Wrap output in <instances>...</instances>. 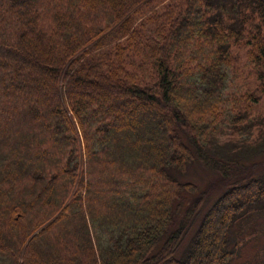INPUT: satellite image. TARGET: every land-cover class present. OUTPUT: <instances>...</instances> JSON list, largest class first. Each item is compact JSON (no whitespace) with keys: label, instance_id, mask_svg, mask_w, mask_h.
I'll return each mask as SVG.
<instances>
[{"label":"trees","instance_id":"trees-1","mask_svg":"<svg viewBox=\"0 0 264 264\" xmlns=\"http://www.w3.org/2000/svg\"><path fill=\"white\" fill-rule=\"evenodd\" d=\"M237 46L264 91V0H0V264H231L264 233ZM226 123L260 125L218 158Z\"/></svg>","mask_w":264,"mask_h":264},{"label":"rangeland","instance_id":"rangeland-1","mask_svg":"<svg viewBox=\"0 0 264 264\" xmlns=\"http://www.w3.org/2000/svg\"><path fill=\"white\" fill-rule=\"evenodd\" d=\"M234 50V65H235V83L242 87V89L245 90H252V93L259 98V101L257 102L256 105H254L253 110H251L252 116L254 117V120L257 121V119L260 117H264V91L261 90V87L259 86L260 82L255 80L254 75L252 74V66L249 64L248 61H246V48L237 46L233 48ZM247 121L245 122V124ZM239 125L237 129H233L232 125H229L226 123L224 129L220 132L218 138L216 141H214V148L217 150V153L215 154L216 157L219 156L220 150L227 151L228 154L231 156H234L232 154V151H235L236 149H239L241 146H243L242 139L240 137H245L247 136L250 132L252 133L249 138L254 139L256 134L258 133L259 130V125L257 124L256 126H253V129L246 131L243 127L245 126ZM241 129L242 132H246V135H241L240 132L234 131V130H239ZM230 134V135H229ZM234 134V135H232ZM230 136H235L236 138L238 137L240 140L235 146L237 148H234V144L230 141V145L228 144V141L226 138ZM231 140V139H230ZM213 151V150H212ZM259 157H254V161L257 162H262L259 161ZM252 162V161H251ZM247 164V166H250V161L244 162ZM264 170V164H258L257 169L253 171V173H250V169L246 168L241 172V169L238 170L237 172H241L242 176L244 175H256L258 172ZM212 173V174H210ZM235 173V171H233ZM189 179L197 182L199 186L203 187L202 190L208 188L205 187L208 183L214 182V187L213 189L212 186L210 188V192L214 193L217 192L216 188L220 189L219 182L220 180L217 177V174L209 171L208 169H203L199 166L193 167V171L189 172ZM203 178V180H202ZM202 180V181H201ZM257 220V221H256ZM256 221V228H261L264 226L263 222L264 219L262 218H257ZM198 221V219H197ZM249 236V234L247 235ZM237 257L234 258L231 264H264V233L263 231H259L257 235L254 237V240L249 239L248 242L240 246V249H236Z\"/></svg>","mask_w":264,"mask_h":264}]
</instances>
